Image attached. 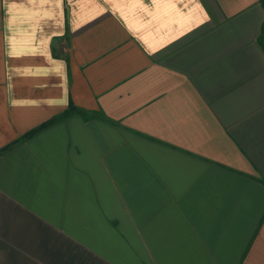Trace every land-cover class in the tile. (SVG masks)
<instances>
[{
    "label": "crops",
    "instance_id": "1",
    "mask_svg": "<svg viewBox=\"0 0 264 264\" xmlns=\"http://www.w3.org/2000/svg\"><path fill=\"white\" fill-rule=\"evenodd\" d=\"M0 264H264V0H0Z\"/></svg>",
    "mask_w": 264,
    "mask_h": 264
},
{
    "label": "trees",
    "instance_id": "2",
    "mask_svg": "<svg viewBox=\"0 0 264 264\" xmlns=\"http://www.w3.org/2000/svg\"><path fill=\"white\" fill-rule=\"evenodd\" d=\"M74 113H78L77 110L72 109V108H69L67 111L64 112V114H63L61 117H59V118H55V119H53V120H51V121H49V122H47V123H45V124L39 126V127L36 128L35 130H33L30 134H28L27 137L30 136V135H34V134L37 133L38 131H40V130H42V129L48 127V126H50V125H51L52 123H54L56 120H58V119H64V118H66V117H68V116H70V115H72V114H74ZM79 113H80V112H79Z\"/></svg>",
    "mask_w": 264,
    "mask_h": 264
}]
</instances>
